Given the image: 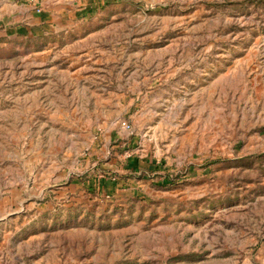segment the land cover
Listing matches in <instances>:
<instances>
[{
    "label": "rangeland",
    "instance_id": "374dc122",
    "mask_svg": "<svg viewBox=\"0 0 264 264\" xmlns=\"http://www.w3.org/2000/svg\"><path fill=\"white\" fill-rule=\"evenodd\" d=\"M0 38V264H264V0H105Z\"/></svg>",
    "mask_w": 264,
    "mask_h": 264
},
{
    "label": "crops",
    "instance_id": "0c3cea01",
    "mask_svg": "<svg viewBox=\"0 0 264 264\" xmlns=\"http://www.w3.org/2000/svg\"><path fill=\"white\" fill-rule=\"evenodd\" d=\"M104 1L0 0V38L48 40L53 34L72 30L78 14Z\"/></svg>",
    "mask_w": 264,
    "mask_h": 264
},
{
    "label": "built area",
    "instance_id": "2783aa9c",
    "mask_svg": "<svg viewBox=\"0 0 264 264\" xmlns=\"http://www.w3.org/2000/svg\"><path fill=\"white\" fill-rule=\"evenodd\" d=\"M32 2L34 1V0H31ZM38 12H40V11H38Z\"/></svg>",
    "mask_w": 264,
    "mask_h": 264
}]
</instances>
